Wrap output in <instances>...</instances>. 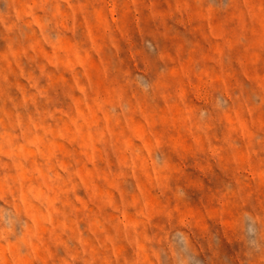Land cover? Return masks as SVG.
<instances>
[{"label":"rangeland","instance_id":"374dc122","mask_svg":"<svg viewBox=\"0 0 264 264\" xmlns=\"http://www.w3.org/2000/svg\"><path fill=\"white\" fill-rule=\"evenodd\" d=\"M0 264H264V0H0Z\"/></svg>","mask_w":264,"mask_h":264}]
</instances>
